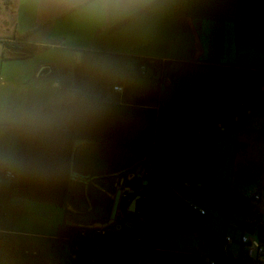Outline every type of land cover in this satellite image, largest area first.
<instances>
[{"label": "crops", "instance_id": "0c3cea01", "mask_svg": "<svg viewBox=\"0 0 264 264\" xmlns=\"http://www.w3.org/2000/svg\"><path fill=\"white\" fill-rule=\"evenodd\" d=\"M0 2L5 13L2 25L8 34L0 38L25 36V43L37 46L35 53L52 47L67 49L71 52L69 62L75 67L91 56L116 61L124 65L120 79L130 69L129 59L168 62L161 70V84L166 82L167 86L161 90L157 106L155 145L171 150L169 175L190 190L175 184L166 189L182 200L190 199L189 196L197 201L213 198L209 200L212 205L220 193L204 189L206 186L237 189L249 198L257 212H249L237 221L240 227L245 222L244 230L235 228L232 235L226 236L238 238L254 231L257 237L254 234L252 237L258 239L264 225V0H149L136 14L107 21L84 19L54 6L37 4L35 0ZM5 51L6 46L0 42V123L66 126L65 105L57 112L26 102L24 95L20 102L5 94L8 82L5 61L27 59L4 60ZM44 70L48 77L53 76L52 68L43 65L34 70L33 77ZM180 78L185 83L179 84ZM189 78L192 82L187 84ZM85 81L86 76L84 88ZM183 90L186 96L180 98ZM101 95L108 101L107 94L95 97ZM34 108L57 115L43 123L26 121L25 114ZM85 147H96L105 153L88 156ZM21 148L20 132L0 128V219L18 215L19 206L14 208L13 203L25 205L32 201L20 197L14 184L2 175L4 168L19 175ZM148 157H151L148 149L132 146L100 142L74 145L68 193L62 207L64 212L68 211L64 218L79 227L108 224L121 182L119 176L148 164ZM173 166L179 168L178 173ZM75 190L82 194L71 198ZM166 196L165 193L163 217L179 220L166 215ZM219 200L227 205L223 198ZM199 206L207 211L202 204ZM71 215H81L84 220L71 219ZM0 231L27 233L12 228ZM164 231L161 223L158 232L161 251H165L159 248Z\"/></svg>", "mask_w": 264, "mask_h": 264}, {"label": "rangeland", "instance_id": "374dc122", "mask_svg": "<svg viewBox=\"0 0 264 264\" xmlns=\"http://www.w3.org/2000/svg\"><path fill=\"white\" fill-rule=\"evenodd\" d=\"M3 10L2 2H0V35L7 36L8 34L2 25L3 16L5 15ZM32 39L35 40V36ZM69 52L67 49L52 47L50 49H40L22 61H5L4 69L8 77V82L4 90L5 94H9L12 101L20 100V102L24 95L26 102L35 104L37 107L40 105L46 108L49 107L57 112L62 105H65L68 111L71 105L73 91L76 87L75 71L80 67L83 70V80L86 76V86L85 88L82 87L84 93L90 96H96L100 93L107 94L106 99L110 102L118 101L121 102L120 105L134 107L132 99L140 95V92L145 88L143 85L153 84L157 86L162 78L161 70L154 66V70L151 69V71L144 74L141 73L143 77L134 79L125 73V77L120 79L119 76L123 77L124 74V65L118 62L115 63L116 61L111 63V60L101 57L95 58L91 56L86 62L75 67V65L69 62V59L71 60V55H69L71 52ZM137 62V59H129L128 68L135 70L137 68ZM43 65H49L52 68L54 72L53 76L48 77L44 70L36 78L33 77L34 70L38 66ZM61 68L63 69L62 72H60ZM119 80L123 82H119ZM185 81L184 78H180L179 84H183ZM55 82L58 83L57 87L54 86ZM191 82L192 78H189L187 84ZM63 84H68V88L63 87ZM116 84L123 87H131L129 101L124 100L122 94L112 91V86ZM166 86V82L162 83L161 90H165ZM185 96L186 94L183 90L180 98H185ZM54 97H63L65 102L51 104L50 101ZM144 107L152 108L154 105L152 103H146L140 108ZM44 113L47 114V118L44 120H36L37 122L40 121V123H43L57 115L55 112L49 115L48 110L44 111ZM144 120L142 116L128 120L124 124L125 131L132 136L138 135V132L144 126ZM26 121L30 120L26 118ZM95 148L85 147L83 150L88 156L92 155V157L105 153L103 150H96ZM148 166L147 163L143 164V168L145 167L146 171ZM174 168V171L178 173L179 168L173 166ZM131 174L133 172L122 174L119 176V182L123 179V185L126 184L127 186H130L132 183L131 188L135 184H139V180H127L128 175ZM147 176H144V179L148 180ZM120 183L119 187L121 186ZM171 185V183H168L167 186L170 187ZM165 193L167 194L164 204L166 215L174 219L180 218L176 221L173 220V222L183 223L191 229L190 231L181 233L177 232L174 235L166 234L165 231L161 233L159 248H164L165 251L157 249L154 251H145L140 254L139 252H127L122 248L114 247H104L101 250L95 246L92 250L103 254L113 264H120L123 260L129 262V264H209L212 254L211 249L223 246L226 235H232L235 228L238 227L237 229L241 231V227L238 226L237 221L243 220L244 216L236 212L229 213L225 202L219 200L222 199L220 194L216 197L218 200L213 205L209 201L214 200L213 198L204 197V200L197 201L198 199L195 200L192 196H189L190 199H181L184 205H180L174 196V192L166 189ZM81 194L82 192L75 190L70 196L73 198ZM191 201H196L193 203L199 205L202 204L208 211L207 217L202 218L197 213L191 212L187 207V204L191 203ZM12 206L14 208L19 206L18 215L0 219V229H21L27 233L15 234L9 231H0V264H105L103 260H91L90 257L85 255L82 249L75 251L70 243H63L56 239L57 235L55 234H57L59 226L68 221L67 218H64L65 212L62 207L32 201L27 202L25 205L13 203ZM182 210H186V217H182ZM70 217L74 220H81L83 218L81 215H71ZM227 217L229 218V226H227L226 222ZM96 227L99 226L96 225ZM253 237H257V232ZM135 239L140 240L139 236H135ZM166 248L170 251L166 250ZM230 251H232L234 256L238 254L235 245H231Z\"/></svg>", "mask_w": 264, "mask_h": 264}, {"label": "trees", "instance_id": "16d2710c", "mask_svg": "<svg viewBox=\"0 0 264 264\" xmlns=\"http://www.w3.org/2000/svg\"><path fill=\"white\" fill-rule=\"evenodd\" d=\"M23 37L25 36L0 38V42L6 46L4 60L25 58L35 53L37 46L25 43ZM12 46L25 48L30 54L7 55L8 47ZM150 62H153L154 66L160 70L168 65V62L160 60L139 59L137 68L135 70L127 69L125 73L134 79L143 77L139 68L143 63L149 64ZM75 75L76 87L73 91L69 112L67 111L68 123L66 126L45 128L28 123H0V128L6 131H18L22 135V148L18 156L20 162L19 181L12 185L16 188L18 195L32 201L53 203L64 207L70 181L74 143L78 139L148 149L152 160L151 165L147 167L149 185L144 197L137 203V212L144 220V223L140 225L142 228L139 225H134V229L130 233L124 231L111 233L110 236L91 237L88 229L63 223L58 228L57 239L70 243L75 251L76 247L82 249L85 255L93 261L103 260L105 264H113L109 258L97 253L92 248L94 246L97 248L114 247L142 254L145 251L158 249V232L161 223L164 224L165 232L169 235L190 231L188 225L167 220L162 215L164 194L168 183L182 186L183 184L170 179L168 162L171 150L155 145L159 121L157 106L161 98V80L157 86L149 84L140 92L139 96L133 97L134 107H129L105 101L104 95L95 97L84 93L82 90V68L78 67ZM119 82L123 81L119 80ZM63 87L68 88V84H63ZM130 94L131 87L125 86L123 99L129 101ZM146 103H152L154 107L140 108ZM139 116L145 119L143 128L138 132V135H129L125 131L124 124ZM185 188L190 190V188ZM204 189L219 192L227 203L229 213L236 212L246 215L249 212H257L249 198L235 188L208 185ZM174 196L180 205H184L175 193ZM67 212L65 210V214ZM186 216V210H182V217ZM226 222L228 226V217ZM241 225L240 229L244 230L245 222ZM83 231L85 236L81 235ZM135 236H139L140 240L135 239ZM234 239L238 238L234 237ZM258 240L264 245V225L260 228ZM231 245L237 247L238 254L236 256L230 251ZM231 245L225 241L223 246L211 249V260L217 264H258L257 261L239 254L241 250L237 242ZM166 250L170 251L168 248ZM120 264L129 263L123 260Z\"/></svg>", "mask_w": 264, "mask_h": 264}, {"label": "built area", "instance_id": "2783aa9c", "mask_svg": "<svg viewBox=\"0 0 264 264\" xmlns=\"http://www.w3.org/2000/svg\"><path fill=\"white\" fill-rule=\"evenodd\" d=\"M151 69L154 70L153 62H150L149 64L143 63L139 68L140 72L143 74L148 71H151ZM112 87H113L112 88L113 92L115 93L117 92L123 95L124 93L123 86L116 84ZM147 174L148 172L146 171V168L144 167L143 171L141 172V175H142L141 178L138 177L137 170H135L132 177L130 178L127 177V180H139V185L141 186V189L139 191H132L131 190L132 183L130 186H127L126 184L123 185V179L121 180V183H120L121 186L119 187L121 189L120 206H119L117 219L114 224L108 225L106 227H96L93 225V226L82 227V228L88 229L91 237L98 236V235L110 236L111 233H119V232H124V231H127V233H130L131 231H133L134 225L140 226L141 223H144L143 218L140 217L137 212V205H136V212H131L129 210V206L135 194L137 193L141 194L142 192H146L148 186L147 185L144 186L142 184V180L144 179V176H147ZM2 175L8 180H10L13 184H17L19 181V175L15 173L13 170L4 168L2 170ZM187 207L189 208L191 212L197 213L201 217H205L207 215V211L196 203L191 202L187 204ZM81 235L85 236V232L83 231ZM225 241L229 245L237 242L241 250L239 254L243 255L246 258L257 261L258 264H264V245H262L258 239L253 238L252 235L248 233H244L241 236H239L237 240H235L234 237L232 236H226ZM78 249L79 248L76 247V250ZM209 264H217V263L214 260H211Z\"/></svg>", "mask_w": 264, "mask_h": 264}, {"label": "clouds", "instance_id": "9594fccd", "mask_svg": "<svg viewBox=\"0 0 264 264\" xmlns=\"http://www.w3.org/2000/svg\"><path fill=\"white\" fill-rule=\"evenodd\" d=\"M35 3L54 6L84 19L107 21L134 15L146 7L149 0H35ZM63 102V97H54L50 101L51 104ZM25 117L31 121L44 120L47 114L42 108H34Z\"/></svg>", "mask_w": 264, "mask_h": 264}, {"label": "water", "instance_id": "95a60500", "mask_svg": "<svg viewBox=\"0 0 264 264\" xmlns=\"http://www.w3.org/2000/svg\"><path fill=\"white\" fill-rule=\"evenodd\" d=\"M8 53L7 55H10V56H14V55H18V54H24V55H29L30 52L25 49V48H22V47H15V46H12V47H8L7 49ZM85 142H90L92 143V141H87V140H84V139H78L75 141L74 145L75 146H78L80 144H83ZM147 161H148V165H151V157H148L147 158ZM138 171V177H142L141 175V172L143 171V164L140 165L137 169ZM142 184L144 186L148 185V180L146 179H143L142 180ZM141 189V186L139 184H135L133 187H132V191H139ZM120 197H121V189H118L116 194H115V197H114V201H113V205H112V209H111V213H110V221L108 224H97V226L99 227H106L108 225H112L115 223L116 219H117V215H118V211H119V206H120ZM142 197V195L140 193H137L135 194L133 200L131 201V204L129 206V210L131 212H136V205H137V201ZM71 222L67 221V224H70ZM248 234L250 235H253L254 234V231H247Z\"/></svg>", "mask_w": 264, "mask_h": 264}, {"label": "flooded vegetation", "instance_id": "af4514ba", "mask_svg": "<svg viewBox=\"0 0 264 264\" xmlns=\"http://www.w3.org/2000/svg\"><path fill=\"white\" fill-rule=\"evenodd\" d=\"M142 194V197L140 198V200L144 197V195H145V192H142L141 193Z\"/></svg>", "mask_w": 264, "mask_h": 264}]
</instances>
